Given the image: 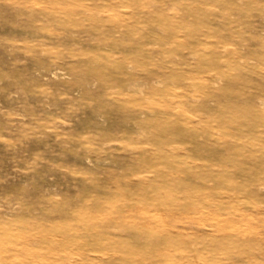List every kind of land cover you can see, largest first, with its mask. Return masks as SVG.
Masks as SVG:
<instances>
[{"label":"rangeland","instance_id":"obj_1","mask_svg":"<svg viewBox=\"0 0 264 264\" xmlns=\"http://www.w3.org/2000/svg\"><path fill=\"white\" fill-rule=\"evenodd\" d=\"M0 264H264V0H0Z\"/></svg>","mask_w":264,"mask_h":264}]
</instances>
